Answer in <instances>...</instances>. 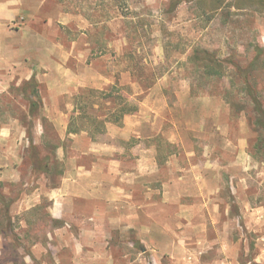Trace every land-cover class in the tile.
Segmentation results:
<instances>
[{"label": "rangeland", "instance_id": "374dc122", "mask_svg": "<svg viewBox=\"0 0 264 264\" xmlns=\"http://www.w3.org/2000/svg\"><path fill=\"white\" fill-rule=\"evenodd\" d=\"M52 1L57 3L53 11L70 20L45 24V43L38 45L42 59L23 63V73L39 74L40 108L34 120L21 91L28 80H20L21 75L9 80L7 72L0 71V264H72L74 241L67 228L61 229L64 222L51 218L48 198L60 184L71 142L60 138L49 114H64L68 123L73 118L75 126L92 131L94 141H104L110 125L120 129L125 118L136 119L142 135L154 136L157 181H186V202L193 209L189 231H196L201 222L195 209L200 179L210 190L218 189L222 219L229 215L233 231H250L246 224L262 231L255 213L246 220L242 212L245 196L251 197L254 209L264 207V131L254 124L245 83L227 63L224 77L209 78L189 59L193 51L207 50L220 61L231 60L246 69L256 58L247 85L264 107V5L242 2L246 9L236 10L237 0H219L222 8L205 14L197 0ZM70 71L82 84L78 90L67 86ZM123 104L134 111L121 125L114 124L117 107ZM31 140L42 157L55 156L50 172L32 171ZM135 141L123 144L133 146ZM157 197L158 222L175 228L177 209L162 205ZM9 203L10 220L3 206ZM250 243L248 255H239L241 264H258L254 241ZM109 247L113 256L128 253L151 263L132 233L116 232ZM116 264L125 263L117 259Z\"/></svg>", "mask_w": 264, "mask_h": 264}, {"label": "crops", "instance_id": "0c3cea01", "mask_svg": "<svg viewBox=\"0 0 264 264\" xmlns=\"http://www.w3.org/2000/svg\"><path fill=\"white\" fill-rule=\"evenodd\" d=\"M56 4L52 0H0V71L5 70L9 80L19 75L20 80L34 76L21 70L25 61L42 59L38 45L45 43V24L70 20L60 10L53 11ZM67 74L72 76L67 86L78 90L82 84L77 82V74ZM35 80H39V74ZM46 117L58 127L60 138L67 137L71 142L60 184L50 190L48 198L51 218L64 222L61 229L67 228L74 241L70 246L72 264H116L117 259L125 264H145L128 253L119 257L110 254V243L118 231L122 235L132 233L134 241L144 245L141 253H148L150 264H241L239 255H248L251 241L258 252L254 262L264 264V207L254 209L251 197L245 196L244 217L247 220L255 213L262 231H253L247 224L250 231H233L229 215L226 221L222 219L218 189L210 190L200 179V201L195 209L201 222L196 231H189V212L193 209L186 202L190 198L188 186H183L186 181H157V151L151 141L154 136L142 135L139 121L125 118L123 128L110 125V133L102 136L104 141H94L87 132L68 135L64 114ZM38 134L42 136L43 131ZM131 138L136 139L133 146L123 144ZM58 155H64V151L60 149ZM230 184L233 189V182ZM243 184L247 188V182ZM158 195L162 205L172 204L177 209L173 218L179 222L175 228L158 222ZM127 245L133 248L134 242Z\"/></svg>", "mask_w": 264, "mask_h": 264}, {"label": "trees", "instance_id": "16d2710c", "mask_svg": "<svg viewBox=\"0 0 264 264\" xmlns=\"http://www.w3.org/2000/svg\"><path fill=\"white\" fill-rule=\"evenodd\" d=\"M199 8L206 14L207 12H216L222 8V2L219 0H197ZM242 2H247L248 4L252 5H264V0H237L236 5L233 6L234 9L236 10H243L246 9L244 4ZM190 62H192L198 69L203 70V73L206 77L209 78H222L226 74V67L224 66V63L229 64L234 69V75L238 76L241 78L244 83H245V95L249 97L251 100L253 107H254V112L256 115L255 119V126L262 131H264V107L260 99L258 98V93H256L253 88L249 87L247 85V82L249 79H251L252 73L251 70H253L256 62V58H254L249 66L246 69H242L239 65L236 63H233L231 60H225V61H220L217 59L213 54L209 53L207 50L203 52H199L197 50L193 51L191 57H190ZM226 68V69H225ZM38 83L35 80V77L32 76L28 81L24 83L22 86V93L26 96V100L29 103V110H28V116L30 119L34 120V118L37 117V112L40 108V100H39V92H38ZM34 98V99H33ZM82 108V107H81ZM117 117L116 119L112 120L114 124L121 125L122 119L124 116L128 115V113H131L132 109L129 108L128 105L123 104V105H118L117 107ZM136 111V110H135ZM82 118V117H81ZM73 118L70 119L67 127V134H78L80 132H87L91 137L93 136L92 131L90 129H87L86 127H78L77 125L75 126L72 122ZM32 123V122H31ZM91 125L96 123L95 119H92L91 122H89ZM88 123V124H89ZM102 124V123H98ZM93 138V137H92ZM262 140L260 139L259 142ZM52 158V159H51ZM55 159V156L49 157L48 155L41 156L40 152L38 151L37 147L34 145L33 141H30V160H31V167L32 171L35 174H46L50 172V166L54 164L52 162ZM52 160V161H51ZM62 175V173H60ZM0 201L3 203L4 198L3 195H0ZM5 207V218H8V209L10 206L9 204H3ZM10 220V219H9Z\"/></svg>", "mask_w": 264, "mask_h": 264}]
</instances>
